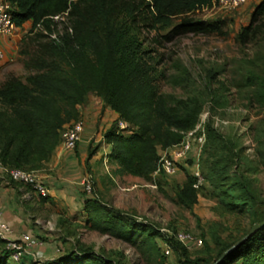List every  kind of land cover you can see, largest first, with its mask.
<instances>
[{
  "label": "trees",
  "instance_id": "1",
  "mask_svg": "<svg viewBox=\"0 0 264 264\" xmlns=\"http://www.w3.org/2000/svg\"><path fill=\"white\" fill-rule=\"evenodd\" d=\"M8 1L16 31L29 26L30 33L40 28L51 36L57 30V20L64 19V22L60 21L62 34L57 39L35 35L45 41L36 42L35 55L24 64L27 70L36 72L29 77L28 84L10 78L0 87L3 109L0 111V163L8 169L42 170L61 144L60 134L65 126L78 120V107L93 95L118 116L104 132L109 158L117 163L118 173L150 179L161 152L180 144L184 135L194 130L201 106L192 99L179 101L178 107L172 106L167 97L158 95L153 58L137 32L154 31L151 41L158 45L184 34L222 33L221 21L196 20L190 15L210 0ZM172 17L179 18L180 22L167 34L159 35L156 29L161 18ZM263 31L264 0H258L249 23L237 38L246 44ZM120 122L125 128L119 127ZM124 130L131 134L125 136ZM93 155H88V159ZM186 177L181 196L184 201L194 203L195 178L189 174ZM5 179L7 186H23ZM242 190L244 197H236L231 205L242 212L251 211L256 197L248 194L245 187ZM91 195L84 198L82 212L95 231L128 243L146 260L162 257L165 264L167 258L160 245L164 243L170 246L171 253L181 250L186 255V249L173 235L131 223L114 214L93 192ZM39 198L48 201L49 195ZM255 216L254 223L261 222L264 211ZM234 243L222 244L214 259L197 261L214 264ZM10 263L0 240V264ZM16 264L106 263L97 255L80 250L62 253L46 262L22 258ZM219 264H264V227Z\"/></svg>",
  "mask_w": 264,
  "mask_h": 264
},
{
  "label": "rangeland",
  "instance_id": "2",
  "mask_svg": "<svg viewBox=\"0 0 264 264\" xmlns=\"http://www.w3.org/2000/svg\"><path fill=\"white\" fill-rule=\"evenodd\" d=\"M257 2L247 0L229 12L193 16L196 20L221 21L222 33L184 34L158 45L151 41L154 31L137 32L153 58L158 95L167 97L172 106L191 99L201 106L196 125L203 128L205 141L201 149L193 147L187 158L179 162L174 176L153 174L144 180L118 173L117 163L109 158L104 132L101 140L87 148V154L96 158L94 167L86 163L83 176L91 181L93 195L114 214L169 235L185 231L203 240L200 248L186 250V255L181 250L171 253L165 260L168 264H203L197 260L216 258L222 244L243 238L255 224V214L264 211V31L246 44L237 38L249 23ZM57 21V30L51 36L40 28L30 33L29 26L16 31L13 53L1 49L8 59L0 63V87L10 78L28 84L29 77L36 72L27 70L24 64L35 55L36 42L45 41L35 35L57 39L62 34L60 21L64 19ZM179 22V18H161L156 32L165 35ZM78 120L83 122L80 115ZM122 132L125 136L131 134ZM196 164L203 182L193 187L197 198L191 203L182 199L180 190L187 174L193 177ZM48 169L44 164L36 172L42 182L43 176L52 173ZM3 181L7 184L6 179ZM19 187L22 191L30 190ZM243 187L256 197L251 211L242 212L231 205L236 197H244ZM80 193L83 200L92 196ZM48 210V216L37 221L41 227L54 229L56 244L44 238L39 240L43 246L57 249L58 256L83 250L106 264H162V257L143 259L128 243L95 231L86 216L74 222L79 217L74 216L71 221L59 218L60 213L53 206Z\"/></svg>",
  "mask_w": 264,
  "mask_h": 264
},
{
  "label": "crops",
  "instance_id": "3",
  "mask_svg": "<svg viewBox=\"0 0 264 264\" xmlns=\"http://www.w3.org/2000/svg\"><path fill=\"white\" fill-rule=\"evenodd\" d=\"M15 39L16 35L11 38H0V50L13 53ZM78 112L82 117L84 129L76 150L63 151L64 149L59 145L50 163L45 164L49 167L48 171L52 172L43 176V183L49 190L48 201L43 202L31 190L22 191L17 184L16 187L7 186L3 181L5 178L0 173V211L3 221L12 228L14 239L21 234H29L37 239L44 238L49 242H54L56 238L52 234L55 233L54 229L41 227L37 221L48 216L49 206L57 209V213H60L59 218L63 217L72 221L74 216L79 217L73 219L74 222L83 218V199H80L82 196L80 193L82 191L81 180L85 177L83 175L86 173V163H92L94 167L96 158L93 155L88 159L87 148L102 139V133L118 116L105 107L100 98L93 95L88 97L85 104L78 107ZM62 152L64 153L60 154ZM91 170L94 169L91 168ZM62 212L64 214H61ZM56 250L53 251L51 247L42 245L24 258L32 262L48 261L58 256Z\"/></svg>",
  "mask_w": 264,
  "mask_h": 264
},
{
  "label": "built area",
  "instance_id": "4",
  "mask_svg": "<svg viewBox=\"0 0 264 264\" xmlns=\"http://www.w3.org/2000/svg\"><path fill=\"white\" fill-rule=\"evenodd\" d=\"M246 2L247 0H210L207 5L196 7L190 15L229 12L241 7ZM203 21L207 20L203 19ZM15 35L16 27L11 15L10 3L8 0H0V38H11ZM6 59H8V56L0 50V62H4ZM119 127L121 129L124 128V124L120 122ZM83 129L84 125L80 120L73 121L65 126L60 134L61 147L66 151L74 150L81 140ZM204 141L203 128L200 125H196L194 130L184 135L180 144L161 152L154 175L163 174L166 177L174 176L178 171L177 164L187 158L193 147L198 148V150L201 149ZM0 173L4 178L7 177L13 182L28 187L38 197L45 198L49 195L48 188L36 172L22 169H8L0 163ZM193 177L195 178L194 188L202 185L203 178L197 164L193 168ZM81 187L85 195L89 196L92 194L93 186L88 177H84L81 180ZM13 234L14 232L11 226L3 221L0 211V240L3 241L4 249L8 253L11 262H19L25 256L30 255L32 250L43 245L39 239L29 234H21L17 239L13 238ZM172 235L186 250L200 248L203 244L201 238L189 232L177 231ZM162 252L166 258L171 255L172 251L167 243L162 244ZM56 253H58V250H56ZM165 264L168 263L165 262Z\"/></svg>",
  "mask_w": 264,
  "mask_h": 264
},
{
  "label": "water",
  "instance_id": "5",
  "mask_svg": "<svg viewBox=\"0 0 264 264\" xmlns=\"http://www.w3.org/2000/svg\"><path fill=\"white\" fill-rule=\"evenodd\" d=\"M263 227H264V219L261 222L255 223L250 229V231L243 238L237 241L233 246H231L229 249L223 252L214 264H219L230 252H232L233 250L237 249L239 246L244 244L252 235H254L258 230L262 229Z\"/></svg>",
  "mask_w": 264,
  "mask_h": 264
}]
</instances>
